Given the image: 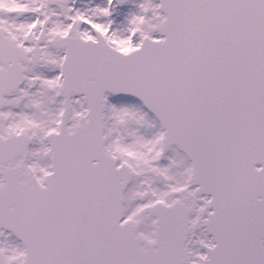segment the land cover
<instances>
[{
  "label": "snow or ice",
  "instance_id": "snow-or-ice-1",
  "mask_svg": "<svg viewBox=\"0 0 264 264\" xmlns=\"http://www.w3.org/2000/svg\"><path fill=\"white\" fill-rule=\"evenodd\" d=\"M0 264H264V0H0Z\"/></svg>",
  "mask_w": 264,
  "mask_h": 264
}]
</instances>
